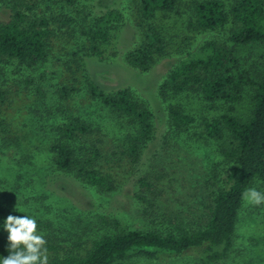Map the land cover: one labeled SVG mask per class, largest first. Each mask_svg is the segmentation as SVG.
Segmentation results:
<instances>
[{
  "label": "trees",
  "instance_id": "16d2710c",
  "mask_svg": "<svg viewBox=\"0 0 264 264\" xmlns=\"http://www.w3.org/2000/svg\"><path fill=\"white\" fill-rule=\"evenodd\" d=\"M101 3L102 0H9V18L0 21V62L16 60L30 69L45 62L52 44L60 38L56 26L69 14L62 19L63 23L82 19L79 34L84 40L85 55H101L109 50V45L117 51L123 33V12L114 4L101 8ZM180 4L178 0H138L134 25L140 41L125 53L126 64L147 72L158 58L167 54L171 39H167L155 18L161 13L179 14ZM185 9L189 29L225 30L229 41L218 42L211 37L197 49L187 51L157 88L168 125L180 133L194 127L197 138L218 144L217 151L227 162L209 218L203 226L182 229L178 234L169 230L165 222L158 223L159 229L131 228L90 239L78 232L71 233L69 239L47 232L42 236L46 240L48 264H114L134 256L157 258L160 254H180L194 248H202L195 264H214L232 247L243 193L254 179L264 187V0H232L229 4L222 0H191ZM64 40L67 44L70 38ZM13 86L0 92L3 145L10 144L13 138L23 140L25 130L20 123L26 116L31 117L30 109L24 105L35 97L27 91L16 94ZM89 90V96L107 107L113 117L127 119L134 127L129 126L121 137H113L69 103L50 141L35 142L32 133V147L27 146L32 152V165L51 167L87 189H127L135 200L136 211L157 221L164 206L160 191L163 178L154 176L157 154L150 144L157 136L156 143L163 140V136L155 134L149 104L128 88L106 92L91 81ZM6 93H12L11 98L16 99L13 105L18 109L4 100ZM57 93L67 99L70 89L62 85ZM36 94L43 95L38 86ZM189 95L201 99L202 109L195 116L191 114L193 109H185L180 103L181 98ZM244 98L250 107L245 119L229 111L216 112L226 104L231 110L234 103ZM36 222L44 229L52 226L50 221Z\"/></svg>",
  "mask_w": 264,
  "mask_h": 264
},
{
  "label": "rangeland",
  "instance_id": "374dc122",
  "mask_svg": "<svg viewBox=\"0 0 264 264\" xmlns=\"http://www.w3.org/2000/svg\"><path fill=\"white\" fill-rule=\"evenodd\" d=\"M190 1L178 0L181 3L177 6L179 14L161 13L155 18V23L167 39H171V44H168L167 54L158 58L147 72L133 69L124 60L127 50L140 41L134 25L138 0H102L101 8L114 4L123 12V33L117 51L109 45V50L101 55H85L86 47L79 34L82 19L63 23L62 19L71 16L69 14L64 15L56 26L60 38L57 44H52L45 62L34 69L16 60L0 62V92L8 91V87L14 84L12 89H16V94L27 91L29 95H35L30 103L24 105L30 109L31 117L26 116L20 123V128L25 130L23 140L13 138L8 145L0 142V258L9 255L7 232L3 228L8 215H28L36 221H50L52 226L49 229L37 226V233L55 232L62 239H69L71 233L77 232L84 239H90L102 233H117L131 228L159 229V222H165L169 230L178 234L182 229L201 227L207 221L215 192L222 186V171L227 162L218 153V144L197 138L194 127L181 133L170 127L165 105L157 97L158 85L169 70L187 55V51L197 49L211 37L218 42L229 43L225 30L188 28L185 7ZM222 1L229 4L232 0ZM8 5L9 0H0V21L8 20ZM84 13H87L86 9ZM67 37L70 41L65 44L64 38ZM91 81L106 92L128 88L133 95L149 104L154 115L155 134L159 132L163 136V140L156 143L157 136L150 144L151 150L157 154L154 176L163 178L160 191L164 206L157 221L136 211L135 200L127 189L113 192L87 189L51 167L32 165V152L27 148L32 147V133L34 141H50L55 127L63 120V109L69 103L75 104L80 115L99 123L102 130L113 137H121L130 129L129 126L134 127L127 119L113 117L107 107L89 96ZM62 85L70 89L67 99L60 98L57 93ZM37 86L43 95L36 94ZM11 96L12 93H6L4 100L13 109H18L13 105L16 99ZM199 100L198 95H189L181 98L180 103L185 109H193L191 114L195 116L202 109ZM204 107L207 109V105ZM227 107V104L220 106L216 112L229 111L245 119L250 109L245 98L234 103L233 109ZM250 188L264 193V187L257 179L246 190ZM102 217L108 223L103 222ZM201 250L194 248L180 254H160L157 258L140 255L114 264H195ZM214 264H264V204L256 206L242 199L232 247L223 259Z\"/></svg>",
  "mask_w": 264,
  "mask_h": 264
},
{
  "label": "clouds",
  "instance_id": "9594fccd",
  "mask_svg": "<svg viewBox=\"0 0 264 264\" xmlns=\"http://www.w3.org/2000/svg\"><path fill=\"white\" fill-rule=\"evenodd\" d=\"M243 199L252 205L264 204V193L250 188ZM7 232L9 255L0 258V264H48L45 238L37 233L35 218L28 215H8L3 223Z\"/></svg>",
  "mask_w": 264,
  "mask_h": 264
}]
</instances>
